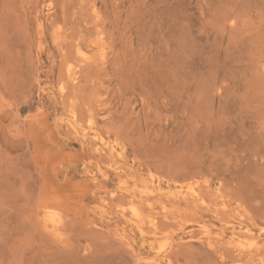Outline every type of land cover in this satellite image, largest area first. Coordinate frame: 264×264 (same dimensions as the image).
<instances>
[{
	"label": "rangeland",
	"instance_id": "1",
	"mask_svg": "<svg viewBox=\"0 0 264 264\" xmlns=\"http://www.w3.org/2000/svg\"><path fill=\"white\" fill-rule=\"evenodd\" d=\"M262 254L264 0H0V264Z\"/></svg>",
	"mask_w": 264,
	"mask_h": 264
},
{
	"label": "bare ground",
	"instance_id": "2",
	"mask_svg": "<svg viewBox=\"0 0 264 264\" xmlns=\"http://www.w3.org/2000/svg\"><path fill=\"white\" fill-rule=\"evenodd\" d=\"M70 128H72V127H70ZM110 147H111V146H110ZM112 149H113V148H112ZM112 149H111V151H113ZM109 151H110V150H109ZM116 154H117V153H116ZM118 154H119V153H118ZM117 157H119V156H117ZM151 176H152V175H151ZM143 186H144V185H143ZM203 186H204V185H203ZM194 187H195V186H194ZM145 188H146V187H145ZM153 188H154V187H153ZM192 191H193V190H192ZM157 192H159V191H157ZM163 193H164V192H163ZM191 193H192V192H191ZM195 194H197V193H195ZM151 195H152V194H151ZM151 195H150V196H151ZM222 197H223V196H222ZM211 200H212V199H211ZM225 200H226V199H225ZM235 205H236V204H235ZM209 206H210V205H209ZM234 207H235V206H234ZM234 207H233V208H234ZM236 207H237V206H236ZM236 207H235V208H236ZM220 209H221V208H220ZM216 210H217V209H216ZM223 218H224V217H223ZM237 219H238V218H237ZM182 222H183V221H182ZM202 222H203V221H202ZM143 234H144V233H143ZM161 247H162V246H161ZM258 248H259V247H258ZM238 252H239V251H238ZM263 255H264V254H262V256H263ZM263 259H264V258H263ZM163 260H164V259H163ZM263 264H264V263H263Z\"/></svg>",
	"mask_w": 264,
	"mask_h": 264
}]
</instances>
